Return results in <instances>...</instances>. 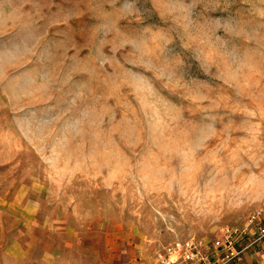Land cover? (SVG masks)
Here are the masks:
<instances>
[{
  "label": "rangeland",
  "instance_id": "obj_1",
  "mask_svg": "<svg viewBox=\"0 0 264 264\" xmlns=\"http://www.w3.org/2000/svg\"><path fill=\"white\" fill-rule=\"evenodd\" d=\"M264 212V0H0V264H160Z\"/></svg>",
  "mask_w": 264,
  "mask_h": 264
},
{
  "label": "built area",
  "instance_id": "obj_2",
  "mask_svg": "<svg viewBox=\"0 0 264 264\" xmlns=\"http://www.w3.org/2000/svg\"><path fill=\"white\" fill-rule=\"evenodd\" d=\"M263 212L254 211L245 222L238 227L225 226L218 237L209 242L215 250L222 251L220 260L212 262L205 251L208 243L201 239L189 238L182 243L168 245L157 254L160 264H227L238 257L245 247L241 245L243 238L256 230L249 246L264 238Z\"/></svg>",
  "mask_w": 264,
  "mask_h": 264
},
{
  "label": "crops",
  "instance_id": "obj_3",
  "mask_svg": "<svg viewBox=\"0 0 264 264\" xmlns=\"http://www.w3.org/2000/svg\"><path fill=\"white\" fill-rule=\"evenodd\" d=\"M262 219V227H264V212ZM255 233L256 230L252 229L250 231V234L243 238V240L241 241V245L245 247V250H243L238 257L227 264H264V238L259 242L249 246ZM204 243H208L205 251L210 255V260L212 262H218L220 260L222 251H218L212 248L209 242L204 241Z\"/></svg>",
  "mask_w": 264,
  "mask_h": 264
}]
</instances>
